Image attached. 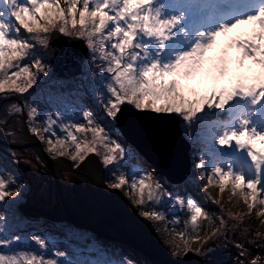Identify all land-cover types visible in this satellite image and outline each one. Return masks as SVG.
Here are the masks:
<instances>
[{
    "label": "rangeland",
    "instance_id": "1",
    "mask_svg": "<svg viewBox=\"0 0 264 264\" xmlns=\"http://www.w3.org/2000/svg\"><path fill=\"white\" fill-rule=\"evenodd\" d=\"M204 1L196 2L187 7L186 4H181L177 0H156L154 7L162 8V19L173 17L179 19V27L174 29V38L166 45L165 58H160L162 64L174 59L175 54L190 50L199 33L214 32L225 24L221 23L218 28L211 25L202 26L201 20L204 21L210 17L220 20L223 16L232 13L230 9L226 8L205 11L203 10L206 9ZM219 1L213 0L215 4ZM236 2V0H225V4L232 5ZM255 2V0H249V4ZM19 3L24 4L26 0H19ZM28 6L30 7V5ZM12 19L14 20V18ZM231 24H233V21L228 22V25ZM15 27L19 28L20 33L26 38L30 35L24 32L18 23L15 24ZM73 35L75 34L73 33ZM112 42H115V40ZM36 47L39 52L35 54V58L41 61L45 71L38 75V79L33 86L38 85L42 80L48 79L52 71L50 62L45 58V47L40 45H36ZM13 63L23 66L25 62L14 61ZM107 66V61L93 57L89 50V54L83 62L82 71L83 68H86L85 84L90 88L92 94L88 95L81 90H76L67 100L63 99L61 104L55 103L52 107L45 100H42L43 106L35 105L39 103H35L32 93L30 96L26 93L0 94L8 97L3 105L6 116L0 119V123H6L12 117H17L27 127L29 134L34 135L29 130L28 113L32 107L38 109L31 126L38 129L39 135H35V137L41 143L47 156L53 161V170L56 172V165L62 167L61 173H63L64 182L61 181L60 184L63 190V198L70 210L75 208L81 213H88V216L93 215L96 219L98 211H103L105 204L112 206L113 203L117 204L119 202L114 193H108V191L100 193L95 187L88 184L90 182L88 179L95 175L89 169V164L93 159L96 160L98 174L101 175L103 182L110 187L113 183L118 182L121 175L125 177L126 184L118 190L131 201L141 216L145 217L142 214L144 211L152 210L165 215V218L159 221L147 219L162 232L164 239L171 248L169 253L172 257L177 259H184L187 256L197 257L201 264H215L216 262L218 264H250L253 259L260 257L258 264H264V223H262L264 216L258 215V209L264 211V206L257 205L249 213L247 205L242 200L240 203H236L237 198L232 195L230 186L223 193H220L218 186L208 184L207 177L200 179L202 171L196 166L201 159L205 160V155L218 154L223 158L222 164H226L223 169L227 170L230 166L234 173L243 175L246 181L257 179L255 167L246 151L238 150L235 145L231 148L221 147L218 145L217 140L224 130L236 127L237 121L248 116L249 113H252L249 117V127H256L258 131H261L262 127V132H264V102L253 106L248 99H237L223 113L206 110L204 114L189 123L190 125H197L200 129L198 137L194 140L189 138L191 132L184 131L189 124L187 122L180 124L181 131L183 134L186 133L190 145H198L193 153L194 160L191 161L190 174L183 182L172 184L166 181L153 167L146 164L136 152V154L129 155L123 162L120 161L124 157H121L117 152L112 154L115 155L116 159L111 164L106 165L103 163L105 157L110 154L107 148L114 146L111 141L121 143L126 152L130 147L116 129L115 121L107 117L105 101L100 95L101 90L98 85L95 86V82L102 81L105 75H112L105 72ZM17 70L14 67L10 70V74ZM30 70L33 73L36 72L34 64L30 65ZM93 84L95 88H93ZM45 87L41 85L40 88H37V92H43V96H45ZM49 95L54 96L55 94L50 93ZM0 102H2V99H0ZM11 105L18 106L20 111L9 112ZM127 106L134 108L132 105ZM84 111L91 112L96 123L105 128L104 143H95L97 151L83 154L85 155L83 161H80L79 158L76 161L72 160L74 145L70 140L67 141V150L58 149L56 154L50 153L48 151L50 145L47 140L50 139L55 142L56 139H64L67 133L61 132L60 128L56 129L57 135L55 136L51 132H43L46 116L56 119L60 127L72 131L77 136L78 141L86 139L90 144L95 141L92 132L79 133L72 127L73 124L86 128L90 127L88 122L83 119ZM225 115L229 117V120H212ZM202 137L206 140L200 144L199 141ZM60 151H64L63 156L58 154ZM227 156L230 161H227ZM205 161L207 164L211 162L212 165L209 166L211 169L216 167V163L211 161V158ZM145 176L152 178L153 185L156 183L161 185L155 201L160 202L162 197L163 203L152 202L151 208L148 207L150 202L147 201V193L145 194V205L133 203L137 196L131 189V183L133 180ZM0 178L6 181L8 188L12 191L11 196H6L3 201H0V208L6 211L4 213L6 218H3V215L0 214V255H15L17 259H20L21 264H23L22 256L30 258L33 255H36L38 259L42 257L45 264L49 260L55 261L56 264H151L126 244L116 245L112 241L103 242L101 238L95 237L94 234V236H91L78 231L75 234L68 232V223L57 219V217H62L58 216V213L60 207L63 208V206L57 199L58 197H55L52 172L35 149L26 146L20 147V150L14 151L10 158L2 156L0 153ZM259 178L261 181L259 187L264 189V170L261 171ZM205 189L207 190L205 191ZM189 197L197 202L210 217V219L201 218L195 231H193V226L190 223L191 213L186 206ZM12 210L18 216H14L7 222L6 219H9ZM21 213H24L22 215L26 219L19 223V231L13 232L11 225L17 223ZM221 220H223V223H221ZM176 221H179V223H176ZM56 223L58 225H55ZM59 223L63 226L59 227ZM181 234L184 236V240L189 241L187 246L184 240L180 239ZM194 235L199 237L195 242H193ZM37 240L42 242L43 248L37 244ZM177 244L180 245V249L175 247ZM187 247H191L192 250L181 251V249ZM196 250H199V254ZM174 252H179V254L173 255ZM186 252L187 254H185ZM62 258L64 263H61Z\"/></svg>",
    "mask_w": 264,
    "mask_h": 264
},
{
    "label": "snow or ice",
    "instance_id": "2",
    "mask_svg": "<svg viewBox=\"0 0 264 264\" xmlns=\"http://www.w3.org/2000/svg\"><path fill=\"white\" fill-rule=\"evenodd\" d=\"M110 2L114 3L115 0H26L24 4H20L19 0H0V94H23L28 92L36 83L38 75L45 71L41 61L35 58V54L39 52L36 45L48 47L49 41L57 33L64 36H72L74 33L76 38L86 42L87 48L93 57L103 59L108 63L105 72L112 75H105L102 81H97V84L101 90V98L105 101L106 115L113 121L118 118L121 106L132 105L138 110L150 109L154 113L174 114L181 124H184V122L189 124L204 114L206 110L223 113L235 100L247 99V97H242L237 93L226 105L220 106L218 101L210 100L198 108L189 109L172 98L171 90L154 88L150 74L156 69H162L164 64H167L170 68L175 63L174 59L163 64L160 60L167 43L174 38L175 27H173L172 38L165 42L163 50H161L153 42L151 33L155 31V26L152 23L150 12L140 14L133 0H120L121 7L114 12L109 7ZM66 3L71 6L68 8L62 6ZM10 4L12 5L11 7L9 6ZM257 15L264 16V7H261L255 15L238 19L231 25H223L219 31H225L234 25L246 23ZM16 23L19 24L24 32L30 34L27 38L20 33L19 28L15 27ZM157 23L174 25L179 23V20L173 17L163 22L157 21ZM215 34V32L212 33V35ZM33 36H36L37 39H32ZM113 40L115 42H112ZM194 47L199 48L204 47V45L196 41L191 46V48ZM102 48L103 50H101ZM184 52L186 53L187 51ZM14 61H24L25 63L21 66L18 63L14 64ZM32 64L36 68L35 73L30 70V65ZM14 67L18 70L10 74V70ZM254 97L256 105L264 102V89L256 90ZM7 98V95H0V99ZM160 100H164L165 104L170 106H157ZM12 111L19 112L20 109L16 105H11L9 112ZM37 112L38 109L32 107L28 113L29 130L34 135H39L38 129L31 126V122L36 117ZM83 119L88 122L90 127H81L78 124H73L72 127L79 133L92 132L95 137V141L92 144L86 139L78 141L77 136L72 131L60 127L56 119L46 116L43 132H51L55 136L57 135L56 129L60 128L61 132L67 133L64 139H56L55 142L50 139L47 140L50 145L48 151L56 154L58 149L67 150V141L70 140L74 145V154L71 157L73 161L78 158L83 161L85 158L83 154L95 153L97 151L95 143H104L105 136L103 134L105 133V128L100 127L96 123L95 117L89 111H84ZM244 124L246 125L245 129H240L237 123L236 127L224 130L218 137V145L229 148L235 145L238 149L234 142L226 144L225 141L227 136L239 135L241 131H248L253 135H264V132L258 131L256 127H249V121L245 120ZM111 143L114 146L107 148L110 154L103 160L106 165L111 164L116 159L115 155L112 154L118 152L121 157H124L126 152L121 143L115 141H111ZM239 150L246 151L251 162L255 161V164H252L255 167L257 179L246 181L243 175L234 173L229 166L227 170L221 167H213L210 170L211 175L207 176V181H209V177H212L217 184H222L223 186L218 188L219 192L223 193L234 183V178L239 176L243 184L238 190L245 192L243 202L249 207V213H251L257 207V200L262 202L260 206H264V189L259 187L261 182L259 176L261 171L264 170V159L260 158L259 153L249 146ZM58 154L63 156L64 151H60ZM205 164L206 161L201 159L196 165L197 168L202 170L203 179H205V174L209 173L205 171ZM226 176L229 177L227 182L224 181ZM151 179L150 176H145L132 181L131 189L136 193L137 205H145L146 193L147 201L150 202L148 204L149 208L152 207V202L160 203L155 201V197L161 185L159 183L153 185ZM126 182L125 177L121 175L118 178V182L113 183L112 187L119 189ZM249 185L255 190L256 195L247 190ZM11 195L12 191L8 188V184L3 178H0V201ZM232 195L235 196V192ZM186 206L191 213L190 223L193 226V231H195L201 218L210 219L205 210L191 197L187 199ZM142 214L146 218L156 221L165 218L163 213L156 210L144 211ZM260 215H264V211H261ZM176 223H179V221H176ZM221 223H223V220H221ZM198 238V235H194L193 242ZM180 239L184 240L182 234ZM184 243L187 246L189 241L184 240ZM37 244L42 248L44 247L39 240H37ZM173 255L176 254L173 253ZM21 259L23 264H37V261H39V264H45L43 258L38 259L36 255L30 258L22 256ZM259 260L260 257H257L253 264H257ZM0 264H20V259H17L15 255H0ZM46 264H56V262L49 260Z\"/></svg>",
    "mask_w": 264,
    "mask_h": 264
},
{
    "label": "water",
    "instance_id": "3",
    "mask_svg": "<svg viewBox=\"0 0 264 264\" xmlns=\"http://www.w3.org/2000/svg\"><path fill=\"white\" fill-rule=\"evenodd\" d=\"M44 50L51 65V78L64 84L82 74L83 62L89 54L84 40L76 38L75 35L64 36L59 33L49 41V46ZM114 121L123 140L166 181L179 184L190 174L189 151L191 145L184 137L180 122L174 114L154 113L150 109L138 110L123 105L118 118ZM25 133L34 138L36 142L29 140L14 144L0 139V147L20 148L26 146L34 149L35 145L38 146V155L42 156L44 163L52 172L55 197H58L57 199L63 206L60 208L65 212V216L57 217L58 220L66 222L74 228L88 231L97 238H101L103 242L112 241L116 245L126 244L151 264H201L197 257L187 256L184 259L172 257L149 220L141 216L129 199L118 189L105 184L102 177L101 180L106 191L114 193L119 202L113 203L112 206L105 204L103 211H98L96 219L93 215L88 216V213H82L83 217H90L93 220L81 221L70 210L63 198L61 180L53 170V161L47 156L41 143L39 141L37 143L38 139L36 140L35 135L29 134L26 126ZM125 200L129 203L130 209H126L124 206L123 201Z\"/></svg>",
    "mask_w": 264,
    "mask_h": 264
},
{
    "label": "clouds",
    "instance_id": "4",
    "mask_svg": "<svg viewBox=\"0 0 264 264\" xmlns=\"http://www.w3.org/2000/svg\"><path fill=\"white\" fill-rule=\"evenodd\" d=\"M155 2L156 0H133L140 14L150 12L152 23L155 26V31L151 33L153 42L163 50L165 42L172 38L173 27H179V23L158 24L157 21L163 22L169 19H162V8L154 7ZM70 6L67 3L64 5L65 8ZM109 7L115 12L121 7L120 0L110 2ZM214 32L215 35H212L213 32L207 34L201 32L197 35L196 41L202 43L204 47H194L186 53H177L174 57L175 63L170 68L164 64L162 69L154 70L150 74L154 88L171 90L172 98L189 109L198 108L210 100L218 101L220 106L226 105L237 93L242 97H247L255 106L254 92L264 89V16L257 15L246 23L234 25L225 31L216 30ZM32 39L35 40L37 37L33 36ZM157 106L170 105L160 100ZM251 115L252 113H249L248 116L237 121L240 129H245L244 121L250 122ZM228 142H234L238 150L249 146L259 153L260 158L264 159V135H253L248 131H241L239 135L227 136L225 143ZM252 163L255 164V161ZM200 179H203V174ZM228 179L229 177H224L225 182ZM208 184L223 186L217 184L212 177H209ZM242 184V179L237 176L230 186L231 193L235 192L237 204L245 199V192L238 190ZM247 190L256 195L250 185L247 186ZM133 203L136 204L137 200ZM256 203L261 205L262 202L257 200ZM248 211H250L249 207ZM260 212L258 209V215ZM175 247L180 249L178 244ZM184 250L191 251L192 249L191 247L181 249V251ZM196 251L199 254V250ZM174 253L179 254V252ZM255 259L250 264H253Z\"/></svg>",
    "mask_w": 264,
    "mask_h": 264
},
{
    "label": "bare ground",
    "instance_id": "5",
    "mask_svg": "<svg viewBox=\"0 0 264 264\" xmlns=\"http://www.w3.org/2000/svg\"><path fill=\"white\" fill-rule=\"evenodd\" d=\"M179 3L181 4H186L187 7L191 4H194L196 2H202L203 0H177ZM237 2L234 4H225V0H220L217 4H215L213 2V0H205L204 2L206 3V9H203L205 11L207 10H219L220 8H226V9H230L232 13L223 16L222 18H220V20L215 19L214 17H210L204 21L201 20V25L205 26V25H211V26H216L218 28L219 25H221V23H225L224 25H228V22L233 21L236 22L238 19H242V18H247L250 15H255V12L257 10H259L261 7H264V0H255L256 2L254 4L250 3L249 4V0H236ZM235 13V14H234ZM165 52L166 49L164 50V52L161 55V59L165 58ZM36 98L37 95H36ZM219 119H224V120H229V117L227 115L221 117V118H213V121H217ZM195 127H198L197 125L194 124ZM220 131V129H219ZM261 132H262V127H261ZM0 139L9 143H21V142H25L28 140L33 141L34 138L29 137L26 133H25V126L24 124H22L20 122L19 119H17V117H12L11 119H9L5 124L2 123L0 125ZM37 140V138H36ZM205 138H201L200 139V144L203 143V141L205 142ZM35 141V140H34ZM36 142V141H35ZM37 143L38 140H37ZM198 144H191V148L189 151L190 154V158L191 161L193 162L194 160V156L193 153L195 151V148L197 147ZM35 151L36 153L39 152V148L37 145H35ZM205 160L208 158H211V161H214L216 163V167H221V168H225L226 164H222V160L223 158L218 156V154H212V155H205L204 156ZM227 161H230V158L227 156L226 157ZM92 162L89 164V169L95 173V175L93 177H91L90 182L88 184H90L91 186L95 187L96 190L100 191V193L102 191H106V188L104 187L102 180H101V175L98 174V169L96 168V160H91ZM95 161V162H94ZM211 162L210 163H206L205 164V171L209 172L207 174H205V177L211 175L210 170H211ZM61 169L62 167H60L59 165H56V174L57 176H59V179L64 182L63 180V173H61ZM202 171V170H201ZM248 175L250 173H247ZM251 175V174H250ZM87 185V184H85ZM84 185V187H86ZM89 189V188H88ZM123 194V193H122ZM124 195V194H123ZM125 196V195H124ZM130 201V200H129ZM124 206L126 207V209H130V205L128 202L123 201ZM131 203V201H130ZM72 212L81 220V221H90L93 220L90 217H83L84 215H82L81 212H79L78 210H76L75 208H72ZM58 216H65V212L63 209L60 208V211L58 213ZM152 224V223H151ZM55 225H58L57 223ZM156 234L159 236V238L162 240L165 248L168 250V252L171 251V248L169 246V244L167 243V241L164 239V236L162 234V232L159 230L158 227H156L154 224H152ZM141 258H143L141 256ZM145 259V258H144ZM215 264H218L217 262Z\"/></svg>",
    "mask_w": 264,
    "mask_h": 264
},
{
    "label": "trees",
    "instance_id": "6",
    "mask_svg": "<svg viewBox=\"0 0 264 264\" xmlns=\"http://www.w3.org/2000/svg\"><path fill=\"white\" fill-rule=\"evenodd\" d=\"M45 58L47 59V57H45ZM85 79H86V68H83L82 74L80 76H78L76 78H73L67 84L57 82V81L53 80L51 78V76H49L48 79L40 81L38 85H35L31 89H29L28 92H26V94L28 96H30L31 93L33 94V100L35 101V103H39V104H35L34 103L35 105L43 106V101L42 100H45L46 102H48V105H50L52 107V106L55 105V103L61 104L63 99L67 100L69 98V96L72 95L76 90H81L82 92H84V93H86L88 95H91L92 91L90 90V88H88L86 86ZM49 83H51V84H49ZM41 85L42 86H46L45 90H44L45 96H43V92L42 93L37 92V88H40ZM97 85H98L97 82H95V86H97ZM91 86H92V83H91ZM98 87H99V85H98ZM93 88H95L94 84H93ZM50 93L55 94V95L54 96H50L49 95ZM35 95H37L38 98H35L36 97ZM9 100H12V99H9ZM41 102H42V104H40ZM4 104H5V99H2V102H0V119H2L3 117L6 116L5 112L3 111V109H4L3 105ZM184 131L189 132V133L191 132L189 138H190V140H194V139H196L198 137L200 129H199V127H195L194 125H190L189 124L188 127H186ZM184 134L183 135L186 138L187 135H186V133H184ZM0 148H1V152H0L1 155L5 156L6 158H8V157L10 158L11 155L14 153V151L20 150V148L11 149V148L6 147V146H1ZM128 148L129 149L126 152V155L124 156V159H122L120 162H123V160H125L129 155L136 154L135 151L132 148H130V147H128ZM5 173H6V171H5ZM161 203H163V198L162 197L160 198V203H158V204H161ZM4 213H6L5 209L0 208V214L3 215L2 216L3 218H6L5 217L6 215ZM10 214L11 215L9 216V219L8 218L6 219L7 222H9L11 220V218H13L14 216H18L17 213L15 214V212H13V210H12V212L10 211ZM22 214H24V213H21V216L18 217L17 223L15 225H11L13 232L17 231L19 229L18 228L19 223L26 219V217H24V215H22ZM67 225H68V228H67L68 232H70V233H74L75 234V232L78 231V232H82L83 234H86V235L94 236L93 234H91V233H89L87 231L74 228V227H72L69 224H67ZM60 226H63V225H61L59 223V227ZM63 261H64V259L62 258V262L61 263H64Z\"/></svg>",
    "mask_w": 264,
    "mask_h": 264
}]
</instances>
